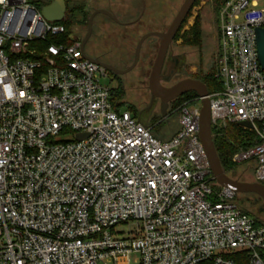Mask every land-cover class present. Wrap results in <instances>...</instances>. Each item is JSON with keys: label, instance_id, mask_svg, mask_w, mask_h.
Wrapping results in <instances>:
<instances>
[{"label": "built area", "instance_id": "1", "mask_svg": "<svg viewBox=\"0 0 264 264\" xmlns=\"http://www.w3.org/2000/svg\"><path fill=\"white\" fill-rule=\"evenodd\" d=\"M220 29L212 126L253 125L259 143L234 160L264 185V0H227ZM64 33L31 0H0V264H264V225L215 190L199 98L159 140L115 110L80 40L44 46Z\"/></svg>", "mask_w": 264, "mask_h": 264}, {"label": "rangeland", "instance_id": "2", "mask_svg": "<svg viewBox=\"0 0 264 264\" xmlns=\"http://www.w3.org/2000/svg\"><path fill=\"white\" fill-rule=\"evenodd\" d=\"M182 1L178 0V8ZM79 2L90 16L95 10H107L110 6L122 22L135 21L141 13V4L138 0H79ZM223 4L224 0L196 1L178 38L172 43L174 54L178 56L176 64L178 72L171 84L184 79L202 82L201 79L206 80L207 76L212 74L218 77L219 38L221 35L220 9ZM69 6L71 7L72 4H68ZM167 12L170 11L151 8L147 11L146 16L149 18ZM146 31L145 26L124 28L106 15L98 14L93 20L92 33L85 46V53L90 58L107 61L118 70H126L133 64L137 44L141 37L147 33ZM87 32L88 22L74 27L71 36L83 42ZM126 32L129 35L127 38L123 36ZM158 43L157 39H149L144 43L139 64L132 72L126 75H116L107 71V75L101 77L100 82L111 89L113 101L119 105L121 111L131 112L151 129L156 138L165 141L172 138L177 132L179 109L184 105L185 95L170 104L165 119L160 115L159 108L153 114H148L146 111L149 104V92L146 85L141 84L140 81L144 80L142 74L147 67L150 45H156V50L154 49L152 55L154 58ZM176 109L178 110L174 112ZM234 163L236 165L234 179L255 182V162L252 159L243 162L234 160ZM231 175L229 172L228 176L231 177ZM237 203L242 211L254 217L257 222L264 224V204L261 200L254 195H239ZM135 228L136 225L130 223V225L120 227L119 230L126 234Z\"/></svg>", "mask_w": 264, "mask_h": 264}, {"label": "water", "instance_id": "3", "mask_svg": "<svg viewBox=\"0 0 264 264\" xmlns=\"http://www.w3.org/2000/svg\"><path fill=\"white\" fill-rule=\"evenodd\" d=\"M197 0H184L181 7L178 10L173 22L169 26L168 30L163 33H148L141 37L139 40L136 50L135 59L133 64L126 70H118L115 67L105 64L100 60L90 58L85 53V46L92 33L93 20L98 14H104L112 17V15L106 10H95L94 13L89 17L88 20V32L85 39L82 42V50L85 53V57L96 63L100 67L104 68L108 72H112L116 75H126L132 72L140 58V53L144 42L151 38L156 37L159 39L158 52L152 66L151 75L149 79V90L153 98H159L162 102L161 113L162 118L165 119L167 116V110L169 104L174 102L176 99L188 93H195L200 102V122H199V137L206 153L213 177L218 186L231 190L235 194H255L260 197L264 202V185L258 182H245L237 179H233L228 176L221 165L220 158L218 156L215 143L212 134V119H211V103L209 99V91L207 86L194 79H184L170 88H164L160 85V73L167 55V52L172 45L177 33L180 31L190 11ZM143 10L142 15L145 11V2L142 0ZM41 14L43 18L51 23H61L66 19L67 15V0H52V3L48 6L41 7ZM116 22L117 19L113 18ZM258 59L262 70L264 71V29H257L255 32ZM140 121V119H139ZM238 126L253 130V125L249 122L238 123ZM83 136H78V139H82Z\"/></svg>", "mask_w": 264, "mask_h": 264}, {"label": "trees", "instance_id": "4", "mask_svg": "<svg viewBox=\"0 0 264 264\" xmlns=\"http://www.w3.org/2000/svg\"><path fill=\"white\" fill-rule=\"evenodd\" d=\"M226 1L227 0H224V2H226ZM31 3H33L38 9H41V7H43V6L50 5L52 3V0H31ZM68 4L69 5L72 4V6L68 7ZM89 17H90V15L86 12V10H84V8H83L82 4H80L79 0H67L66 19L63 22L58 23V24L64 26L65 33L61 36H58V37H49L46 40V42L44 43V46H49L50 44H58V43L68 44L69 42H71L69 37L71 36L72 29L74 27H78L80 25L86 24L88 22ZM178 35H179V33H178ZM201 80L207 86L209 94H215V93L221 92L223 90L222 81L213 74L208 75L206 80H203V79H201ZM207 82H208V85H207ZM211 89H215V90H211ZM197 98H198V96L195 93L185 94L184 104L191 102V101H195ZM112 103H113L115 110L120 112L121 110L119 109V105L115 104V102L113 101V98H112ZM133 116L136 117L135 115H133ZM178 131L179 130H177V132ZM177 132L175 133V135L177 134ZM212 134H213V140L215 143V147H216L218 156H219L220 161H221L222 168L227 175L230 172L232 174L231 178L234 179L235 178L234 167L236 166L234 163V160H233L234 156L237 153L246 152V151L250 150L251 148L255 147L259 143L258 136L254 131H250L248 129L240 127L236 123H229L226 126H223L221 128L217 127V126H212ZM169 140H166V141H169ZM253 161L255 162V169H256L257 163L255 160H253ZM254 174H255V170H254ZM254 181L256 182L255 176H254ZM245 182H247V181H245ZM215 190L219 191L220 186L216 185ZM239 195L240 196H242V195H254L259 200H261L262 203L264 204L263 200L255 194H238V195L236 194L234 201L237 204V206H238L237 197ZM242 212L244 214L250 216L249 214L245 213L244 211H242ZM250 217H252V216H250ZM252 218L255 220L254 217H252ZM256 223L260 226L264 225L261 222L256 221ZM263 258H264V253H263Z\"/></svg>", "mask_w": 264, "mask_h": 264}, {"label": "flooded vegetation", "instance_id": "5", "mask_svg": "<svg viewBox=\"0 0 264 264\" xmlns=\"http://www.w3.org/2000/svg\"><path fill=\"white\" fill-rule=\"evenodd\" d=\"M138 1L141 4V13H140V15L138 16V18L135 21H132V22H122V21H120L119 17L111 9L110 6L108 7V9L106 11H108L112 15V17H109V16H107V17L110 18L116 24H119V25H121L124 28L131 27V26H137V27L138 26H145V30H147L146 31L147 33H145V34L156 33V32L157 33H163V32H166L168 30L169 26L171 25V23L173 22L175 16L178 13L179 8L181 7L182 3L184 2V0H183L182 3L180 4L179 8H178V0H144V2H145V11H144V13L142 15L143 3H142V0H138ZM151 8L168 9V11H170V12H167V13H164V14H160L159 13L158 15L151 16V17L148 18L146 16V14H147V11L150 10ZM113 18H116L118 22H116ZM187 18H186V20H187ZM146 28H148V29H146ZM178 33H177L175 39L178 38ZM123 36L125 38L129 37L127 32L124 33ZM149 39H157L159 41V39L156 38V37H151ZM149 39H147L146 41H148ZM150 46H151V49H150V53L148 54L149 59L147 61V67H146V69L143 70V74H142V77H143L144 80H141L140 83L143 84V85L145 84L147 89H148V92H149V104H148V107H147L146 111L148 112V114H153V112H155L158 108H159L160 113H161V104H162V102H161V100L159 98H153L152 94H151V92L149 90V79H150V75H151V70H152V66L154 64V61H155V58H156V55H157V52H158V48H157L155 57L153 58L152 55H153L154 49L156 48V45L151 44ZM158 47H159V43H158ZM142 48H143V46H142ZM140 57H141V53H140ZM100 60L103 63L108 64L107 61L102 60V59H100ZM139 60H140V58H139ZM177 62H178V56L174 54V51H173L172 45H171L169 50H168V52H167V55H166V58H165V61H164V64H163V67H162V70H161V73H160V85L162 87L170 88L173 85L178 83L177 82L175 84H171L172 79L174 78L175 74L178 72V70L176 69L177 68L176 67L177 66L176 65ZM138 64H139V62H138ZM138 64H137V66H138ZM108 65H110V64H108ZM170 104H169V106H170ZM177 110H175L174 112H176ZM160 115H162V113Z\"/></svg>", "mask_w": 264, "mask_h": 264}, {"label": "crops", "instance_id": "6", "mask_svg": "<svg viewBox=\"0 0 264 264\" xmlns=\"http://www.w3.org/2000/svg\"><path fill=\"white\" fill-rule=\"evenodd\" d=\"M177 130H179V121H178V129ZM166 141V140H165Z\"/></svg>", "mask_w": 264, "mask_h": 264}]
</instances>
